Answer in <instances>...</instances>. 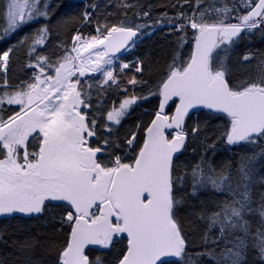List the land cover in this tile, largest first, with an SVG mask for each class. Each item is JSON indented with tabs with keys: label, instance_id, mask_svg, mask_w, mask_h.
<instances>
[{
	"label": "snow or ice",
	"instance_id": "6c2138e0",
	"mask_svg": "<svg viewBox=\"0 0 264 264\" xmlns=\"http://www.w3.org/2000/svg\"><path fill=\"white\" fill-rule=\"evenodd\" d=\"M81 3L0 0V264H264V0Z\"/></svg>",
	"mask_w": 264,
	"mask_h": 264
},
{
	"label": "trees",
	"instance_id": "16d2710c",
	"mask_svg": "<svg viewBox=\"0 0 264 264\" xmlns=\"http://www.w3.org/2000/svg\"><path fill=\"white\" fill-rule=\"evenodd\" d=\"M89 2V0H83V3H87ZM147 2L152 3L154 6H157V13L154 14H158L159 11H163V5H166L168 3L171 2V0H147ZM73 3L79 7H82L83 4L81 3V0H73ZM112 9L109 8V11H111ZM27 30V29H26ZM167 32V29H165L163 32H157L151 39L146 40L144 45H142V49L145 52H151L152 54L156 55L158 59H163L164 57V52L161 51V48L163 47V49H168L170 47V42L174 39L171 36H166L165 33ZM251 44L253 47H258L259 45V39H255L253 41H251ZM31 223L33 224H37L38 226V222L36 221H32Z\"/></svg>",
	"mask_w": 264,
	"mask_h": 264
}]
</instances>
